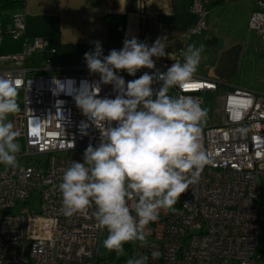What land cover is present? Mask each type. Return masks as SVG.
Segmentation results:
<instances>
[{"label":"built area","instance_id":"obj_1","mask_svg":"<svg viewBox=\"0 0 264 264\" xmlns=\"http://www.w3.org/2000/svg\"><path fill=\"white\" fill-rule=\"evenodd\" d=\"M13 1L23 4V0ZM216 1L226 4L234 0H194L192 10L197 21L187 30L186 42L206 31V6ZM252 1L248 27L264 41V0ZM5 37L21 41L19 53L0 56V75L19 81L20 112L12 121L21 132L17 157L30 163L0 167V264H101L106 230L101 232L97 227L95 209L65 217L59 191L64 170L72 160L83 162L85 149L90 143H99L100 132L88 122L73 96L54 93L53 84L54 78L61 82L73 79L79 88L82 80L91 83L100 77L87 68L53 73L49 60L40 66H27V60L47 44L38 37H25L21 13L11 15L5 25L0 21V44ZM122 47L123 42L116 50ZM110 50L107 48L104 55ZM182 51L177 53L180 61ZM168 67L156 65L160 72ZM152 71L142 68L130 76L122 70L118 75L128 82ZM194 81L188 92L172 88L169 94L192 95L204 108L201 94H214L226 86L221 80L197 75ZM113 87L101 84L99 98L114 99ZM220 114L219 124L209 120L202 126L200 140L210 163L199 182L180 197L175 205L177 213L161 211L159 220L148 226L149 247L136 242L135 256H148V264L256 263L259 227L264 221V92L227 91ZM82 122L89 123L86 135ZM36 129L39 133L34 135ZM39 156L44 158L36 160ZM34 196L39 200V212L23 206L8 213L19 204H28ZM154 251L159 253L155 259Z\"/></svg>","mask_w":264,"mask_h":264},{"label":"clouds","instance_id":"obj_2","mask_svg":"<svg viewBox=\"0 0 264 264\" xmlns=\"http://www.w3.org/2000/svg\"><path fill=\"white\" fill-rule=\"evenodd\" d=\"M169 37L160 36L149 46L135 37L125 39L120 50L103 54L100 41L84 54L91 74L99 81L89 83L54 78V93L67 92L88 122L100 132L99 143L89 144L83 162L72 160L64 170L59 191L65 217L93 215L101 232L107 231L102 246L107 252L124 255V245L138 242L149 247L148 226L159 220L161 211L177 213L175 205L190 186L199 182L210 163L200 140L208 110L192 95H170L172 88L188 92L195 82L203 49L187 45L175 60L166 51ZM153 57H168L173 64L165 72L156 68ZM146 68L139 78L126 82L128 75ZM113 85L115 98H99L100 86ZM154 84L159 87L153 88ZM19 81L0 75V164L17 166L21 132L9 119L20 112ZM61 118L64 119L61 113ZM81 123V130L89 127ZM39 130L34 131V135ZM74 147V144L71 145ZM159 253L153 252L152 258ZM149 257H130L126 264H148Z\"/></svg>","mask_w":264,"mask_h":264},{"label":"crops","instance_id":"obj_3","mask_svg":"<svg viewBox=\"0 0 264 264\" xmlns=\"http://www.w3.org/2000/svg\"><path fill=\"white\" fill-rule=\"evenodd\" d=\"M193 3L194 0H23L21 6L1 12L0 21L5 25L11 15L23 14L25 37L29 40L38 37L47 44L44 50L35 52L27 60V66H40L45 60H49L55 72L67 73L87 68L84 54L94 50V41L101 42L104 54L107 48H119L126 38L135 37L151 46L157 37L166 35L169 37L166 51L178 60V51L186 49L187 45L201 47L199 38L185 41L187 30L197 21L192 10ZM229 3L231 1L226 4L217 1L209 3L206 6L207 17L212 9ZM111 17L124 19L122 30L110 29L109 21L113 22L112 26L116 23V20H109ZM259 42L264 48V41L259 38ZM20 50L21 41L5 37L0 44V56L17 54ZM153 59L156 65L171 66L174 62L168 57ZM201 66L199 64L198 67ZM214 77L210 72L202 78L217 79ZM261 83L264 84V77ZM252 89L264 92V88ZM257 254L255 264H264V221L259 227Z\"/></svg>","mask_w":264,"mask_h":264},{"label":"rangeland","instance_id":"obj_4","mask_svg":"<svg viewBox=\"0 0 264 264\" xmlns=\"http://www.w3.org/2000/svg\"><path fill=\"white\" fill-rule=\"evenodd\" d=\"M253 8L252 0H234L227 5L212 9L206 18L207 30L196 37L200 39L198 41L201 43V48H204L200 62L202 66L198 67L196 74L205 77L212 72L214 78L226 84L214 94H201L204 108L208 110L207 121L211 120L213 124L221 122L223 95L227 91L234 89L255 91L252 88H264V84L261 83L264 77V48L258 36L248 27L250 11L252 12ZM9 119L12 120V116ZM43 158L39 156L35 159ZM17 160V166L30 163L25 158L17 157ZM0 167L13 168L3 164ZM23 206L30 211L39 212V200L34 196L28 204H19L8 213L19 211ZM136 247V242L125 244L123 256H117L115 252H107L102 248L100 262L101 264H126L130 257L135 256Z\"/></svg>","mask_w":264,"mask_h":264},{"label":"trees","instance_id":"obj_5","mask_svg":"<svg viewBox=\"0 0 264 264\" xmlns=\"http://www.w3.org/2000/svg\"><path fill=\"white\" fill-rule=\"evenodd\" d=\"M19 7V4L16 3L13 0H1L0 2V13L3 11H10L13 10L15 8ZM116 20V23L112 26V21H109V25H110V29L112 30V28L118 29V30H122L123 26H124V19L120 18V17H111L109 18ZM264 212V211H262ZM258 252V249H257ZM102 258V257H101ZM108 259V258H107Z\"/></svg>","mask_w":264,"mask_h":264},{"label":"water","instance_id":"obj_6","mask_svg":"<svg viewBox=\"0 0 264 264\" xmlns=\"http://www.w3.org/2000/svg\"><path fill=\"white\" fill-rule=\"evenodd\" d=\"M106 236H107V231L105 232Z\"/></svg>","mask_w":264,"mask_h":264}]
</instances>
